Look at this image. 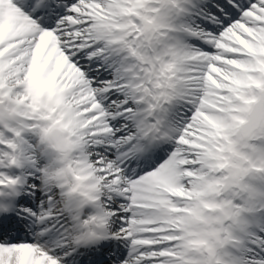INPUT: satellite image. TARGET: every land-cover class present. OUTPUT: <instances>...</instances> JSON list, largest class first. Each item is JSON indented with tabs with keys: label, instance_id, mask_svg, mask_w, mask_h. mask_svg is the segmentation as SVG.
<instances>
[{
	"label": "snow or ice",
	"instance_id": "6c2138e0",
	"mask_svg": "<svg viewBox=\"0 0 264 264\" xmlns=\"http://www.w3.org/2000/svg\"><path fill=\"white\" fill-rule=\"evenodd\" d=\"M0 264H264V0H0Z\"/></svg>",
	"mask_w": 264,
	"mask_h": 264
}]
</instances>
